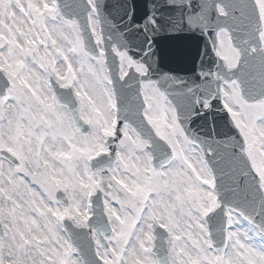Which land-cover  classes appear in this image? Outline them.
<instances>
[{
    "label": "snow or ice",
    "instance_id": "obj_1",
    "mask_svg": "<svg viewBox=\"0 0 264 264\" xmlns=\"http://www.w3.org/2000/svg\"><path fill=\"white\" fill-rule=\"evenodd\" d=\"M0 264H264V0H0Z\"/></svg>",
    "mask_w": 264,
    "mask_h": 264
}]
</instances>
